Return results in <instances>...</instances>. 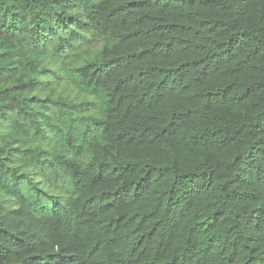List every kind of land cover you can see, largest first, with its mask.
Here are the masks:
<instances>
[{
	"label": "trees",
	"instance_id": "obj_1",
	"mask_svg": "<svg viewBox=\"0 0 264 264\" xmlns=\"http://www.w3.org/2000/svg\"><path fill=\"white\" fill-rule=\"evenodd\" d=\"M0 264H264V0H0Z\"/></svg>",
	"mask_w": 264,
	"mask_h": 264
}]
</instances>
